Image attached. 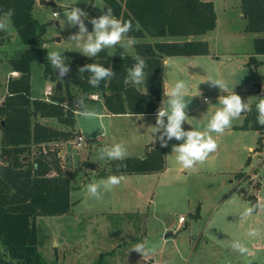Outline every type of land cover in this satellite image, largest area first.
<instances>
[{"label": "rangeland", "instance_id": "obj_1", "mask_svg": "<svg viewBox=\"0 0 264 264\" xmlns=\"http://www.w3.org/2000/svg\"><path fill=\"white\" fill-rule=\"evenodd\" d=\"M213 4L215 27L195 37L206 41L208 54L176 55L168 59L163 72L165 89L180 79L188 85V120L183 125L187 130H206L211 115L222 107L221 95L234 91L250 107L264 97V55H253L252 42L253 37L264 33L245 30L240 0H213ZM72 6L88 13L84 24L89 34L94 30L92 18L109 12L103 0H34L32 10L34 18L45 24V57L48 59L50 51H61L70 70L73 63L80 67L92 58L76 48L71 39L79 31V25L69 26L65 15ZM57 12L58 17L54 14ZM0 20H8L7 15ZM4 30L8 39L0 45V101L6 95L8 58L27 47L21 43L11 19ZM105 49L107 55H112L132 52L133 46L123 34L122 43ZM254 56L258 64L250 59ZM209 79L223 81L228 91L223 92ZM58 82L61 88L56 93L66 99L64 80L47 74L41 61L31 63L32 98L48 97ZM69 90L80 101L74 126L84 141L78 147L75 132L70 140L53 142L48 147L59 149L60 169L70 181L71 208L64 214L35 218L38 250L46 264H264V123L261 132L239 128L245 122L242 112L222 133H211L217 148L191 169L176 160L173 148L183 140L173 138L164 146L161 171L131 174L109 190L101 186L97 198L87 192V185L106 179L98 174H107L113 161L101 159L99 151L122 143L125 157H142L146 139L159 144L154 139L159 134L152 133L156 115L139 118L129 113L96 114L85 118L81 115L87 110L84 104L101 102V95L85 99L75 86L69 84ZM161 106L167 107V96ZM48 122L61 126L55 119ZM1 143L0 127V149ZM0 164L7 161L0 157ZM249 207L258 210L253 216H242ZM181 215L186 219L183 222L178 220ZM167 232L173 234L165 237ZM251 232H256V237H250ZM235 240H240L251 255L242 256L233 249L231 243ZM141 244L144 249L138 251L137 245Z\"/></svg>", "mask_w": 264, "mask_h": 264}, {"label": "trees", "instance_id": "obj_2", "mask_svg": "<svg viewBox=\"0 0 264 264\" xmlns=\"http://www.w3.org/2000/svg\"><path fill=\"white\" fill-rule=\"evenodd\" d=\"M103 1L107 10L111 9L113 17L121 22L131 21L132 26L125 35L134 40L135 53L110 58L106 49H102L96 56L87 59L84 67L99 63L115 73L113 77L102 80L98 87L88 83L91 73L80 72L81 68L73 63L69 71L71 75L64 79V99L56 93L61 88L59 82L54 93L48 97L32 98L30 95V67L33 61H41L45 72L59 79L45 57L46 49L42 45L45 24L32 14L34 0H0V18L14 9L10 18L12 25L21 43L27 46L17 56L8 58L11 70L18 75L8 78L6 95L0 103V157L11 163L13 178L20 185V192H15L0 178V264H46L38 250L35 218L70 211L69 177L60 169L59 149L48 148L53 142L68 141L74 137V115L80 101L70 93L69 84L80 90L85 99L89 95L100 94L111 114H150L158 110L165 98L164 58L208 54L206 41L195 37L205 35L216 25L213 0ZM240 9L246 21L245 30L264 33V0H240ZM7 39L5 30L0 29V45ZM252 42L253 55H264V36H255ZM137 55L147 63L144 92L125 80L128 69L136 63ZM250 59L258 64L255 56ZM243 114L245 122L237 127L263 130L257 119L256 104ZM52 119L61 126L50 124L48 121ZM164 155L165 148L160 143L148 145L142 157L113 160L111 170L98 176L161 171Z\"/></svg>", "mask_w": 264, "mask_h": 264}, {"label": "clouds", "instance_id": "obj_3", "mask_svg": "<svg viewBox=\"0 0 264 264\" xmlns=\"http://www.w3.org/2000/svg\"><path fill=\"white\" fill-rule=\"evenodd\" d=\"M13 15L14 9L9 10L7 13L8 20ZM55 15L58 17L60 14L57 12ZM65 15L69 26L79 25L78 33L73 34L71 39L75 41L76 48L89 57L96 56L102 49L113 48L118 43H122L123 34L127 33L132 26L131 21L121 22L120 19L113 17L111 9H109L107 14L101 15L98 18H92L91 23L94 26V30L89 34L84 24V19L88 18V13L85 10L72 6L71 10L67 11ZM8 20H0V29L6 28ZM60 53L61 51L53 50L48 52L47 56L55 69H59V76L63 77L70 71V68ZM135 59L136 63L128 69L125 80L133 84H139L146 79L145 69L147 63L139 55ZM85 71L91 73L88 77V83L93 87H98L102 80H107L115 75L110 67L106 68L99 63L87 64L80 69V72ZM209 80L213 85L219 86V89L223 90V92L228 91V85L223 81L217 79ZM188 92V85L183 79L177 80L174 86L165 89L167 107L159 108L156 114V123L152 126V133L159 134L158 136H154V139L159 140L162 146H167L168 141L173 138L176 140L182 139L183 142L174 146L173 151L177 154L176 160L184 168L191 169L197 162L205 160L209 153L215 151L217 148L216 139L211 133H222L242 112L249 110L250 106L248 102L242 101L241 96L234 91L230 94L221 95L219 103L222 107L218 108L211 115L206 130H187L183 125L188 120L186 112V108L190 102L186 99ZM256 109L258 122L264 123V97L259 99ZM81 115L85 118H93L96 116V112L87 109L82 111ZM98 154L101 159L106 157L108 160H123L126 155V149L122 143H114L111 146L102 148ZM122 179L123 176L118 174L109 175L106 179L88 184L87 192L91 196L99 198L100 192L98 190L101 186L109 190L112 186L120 184ZM257 210V208L252 207L245 208L242 216H253ZM256 235V232L249 233L250 237H256ZM231 247L242 256L251 255L249 249L240 240L233 241ZM143 249L144 246L142 244L137 245L138 251H143Z\"/></svg>", "mask_w": 264, "mask_h": 264}, {"label": "crops", "instance_id": "obj_4", "mask_svg": "<svg viewBox=\"0 0 264 264\" xmlns=\"http://www.w3.org/2000/svg\"><path fill=\"white\" fill-rule=\"evenodd\" d=\"M3 16V15H2ZM2 16H1V18H2ZM127 37V36H126ZM127 39H128V41H129V43L130 44H132V46H133V50H132V52H129V53H123V52H121V53H114V54H108V56L110 57V58H112V57H115V55H120V54H130V55H133L134 53H135V48H134V41H131V39L130 38H128L127 37ZM107 50V49H106ZM112 57H111V56ZM207 55V54H206ZM173 57H175V56H170V57H166V58H164V60H163V66H164V68H165V64L167 63V61H168V59H170V58H173ZM177 58V57H176ZM175 58V59H176ZM7 64V63H6ZM9 64V63H8ZM8 67H9V65H8ZM164 68H163V72H164ZM9 76L7 77V80H8V78L9 77H15V76H17L18 75V73L17 72H15V71H12L11 70V68H10V70H9ZM163 81H164V75H163ZM7 82V81H6ZM163 85H164V82H163ZM137 88H138V90L139 91H141V92H144L145 91V87H144V83L142 84V87L141 86H136ZM164 92H165V85H164ZM205 98V97H204ZM166 99V95H165V98L162 100V102L164 101ZM2 101H0V103H1ZM161 102V103H162ZM161 103L159 104V108H161L162 106H161ZM82 107V106H81ZM84 107H86L87 109H91V110H94L95 112H96V114H97V116L99 117V116H106V115H121V114H111V113H109L108 111H107V109H106V107H105V105L103 104V100L101 101V102H97V103H94V104H92V103H89V104H84ZM159 108H158V110H159ZM158 110L156 111V112H154V113H150V114H157V112H158ZM127 114V113H126ZM132 115H136V116H138L139 118H141L142 116H144V115H147V114H132ZM76 132V134H79V131H75ZM96 139H101L99 136H96ZM160 143V142H159ZM153 144H157V143H154L153 141H148V139H146L145 140V142H144V145H145V147H147L148 145H153ZM251 149V148H250ZM152 173H155V172H152ZM147 174H150V173H147ZM112 175V174H111ZM118 175H121V176H123V180H125L126 178H128L129 176H132L131 174H118ZM141 175H146V174H141ZM109 175H105L104 177L105 178H107ZM238 182H240V180H237ZM242 185V184H241ZM238 186H240V185H238ZM243 190H244V188H242ZM186 220V219H185ZM180 222H183V221H180Z\"/></svg>", "mask_w": 264, "mask_h": 264}, {"label": "water", "instance_id": "obj_5", "mask_svg": "<svg viewBox=\"0 0 264 264\" xmlns=\"http://www.w3.org/2000/svg\"><path fill=\"white\" fill-rule=\"evenodd\" d=\"M41 1L43 2V0H41ZM85 64H86V62H82L80 64V68H83ZM54 74L63 80L68 78L71 75V73L68 72L63 77H60L58 68L57 69L54 68ZM34 115H36V114L34 113ZM13 172H14V169L12 168L10 162L7 164H0V178H2L8 185H10V187H12L15 190V192H20V185L14 180ZM172 234H173L172 232H167L165 234V237L172 235Z\"/></svg>", "mask_w": 264, "mask_h": 264}, {"label": "built area", "instance_id": "obj_6", "mask_svg": "<svg viewBox=\"0 0 264 264\" xmlns=\"http://www.w3.org/2000/svg\"><path fill=\"white\" fill-rule=\"evenodd\" d=\"M54 14H55V13H54ZM206 99H207V98L205 97L204 100H206ZM83 141H84V137H83L82 135H80V134H77V135H76L75 144H76L78 147H80V146L82 145ZM178 220H179V222H180V221H184L185 218H184L183 215H181V216L179 217Z\"/></svg>", "mask_w": 264, "mask_h": 264}]
</instances>
